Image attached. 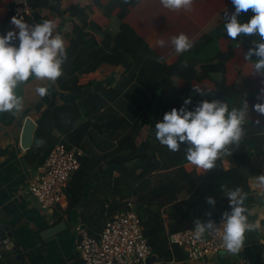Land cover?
<instances>
[{"label":"crops","instance_id":"1","mask_svg":"<svg viewBox=\"0 0 264 264\" xmlns=\"http://www.w3.org/2000/svg\"><path fill=\"white\" fill-rule=\"evenodd\" d=\"M111 1L115 0H60L58 8L61 14H48L47 20L57 22V31L64 38L66 49L70 45L73 27L77 24L76 18L71 16L68 9L71 6H77L83 11L85 21L94 23L100 31L111 36L122 32L126 46L133 54L139 55L140 43L146 46V55L155 65L164 64L182 69L189 66L196 67L201 61L222 63L224 64V80L228 87L227 93L230 90L234 92L222 100L228 103L230 109L233 106L240 107L244 100H247L249 104V117L244 125V140L249 143L245 145V150L241 154L243 163L238 168L249 189L245 200V206L250 212L249 221L256 227L246 232L241 252L219 253L208 257L205 261L189 263L181 251L180 259L172 257L164 261L152 255L150 258L154 260L146 264H264V188L258 187L255 183V177L264 174V115L252 109L254 104L264 103V94L260 93V89L264 88V83H261L264 77L254 74L253 63L256 58L245 61L243 56V53L252 46V40L258 37L241 36L238 37L237 42L227 36L224 31L225 13L230 15L235 11L231 0H195L191 12L165 9L160 0H128L135 3L125 11H121L118 5L108 8ZM12 2L13 0H0V35L7 32L9 19L7 9ZM252 15L253 13L249 10L247 13H241L238 20L242 23L247 22ZM89 31H91L90 28ZM180 33L186 34L193 41V47L188 52L178 55L170 44L165 48L157 45L158 40H169ZM92 34L94 39L100 42L99 34ZM16 43L18 44V41ZM228 52H231V55ZM161 57L163 60H160ZM123 75L122 66L102 63L93 72L75 74L78 84L84 86L78 91L62 90L57 82L30 79L17 89V94L23 97L25 105L23 111L16 115L0 113V226H6L11 234L7 249H3L6 253L3 259L10 260L13 264H21V262L22 264H82L76 251L78 241L76 228L84 225L91 235L99 233L110 217L108 207L114 200L112 196L107 198L104 192H95L92 196L95 186L102 185L108 179L113 184L114 178L118 175L116 169L128 168L134 163L112 167L103 164L99 169H93L85 179L84 190L76 206L69 207L64 195L60 204L50 212L43 213L38 203L27 193L28 183L36 173V169L29 167L26 162L27 150L21 148L20 135L27 118L37 126V121L47 111L78 103L92 94L101 95L100 93L104 90L115 87ZM59 79L65 80L66 75L63 74ZM221 79L220 73L210 74L208 77L195 79L192 88L193 85H198L209 92H214L215 87L212 81ZM89 83L91 84L88 85ZM175 85L179 89L188 86L185 78H178ZM38 87L48 88V94L44 97L39 96L36 92ZM195 94L199 95L195 92L191 97ZM133 99L132 96L127 99L123 95L114 102L108 103V108L105 105L98 113L104 114V110L113 109L110 111L122 115L123 107L129 104L132 106ZM201 100L197 98L194 106ZM86 120L87 118H84L82 114V119L78 120L75 126ZM152 133L154 131L145 125L140 132L137 144L146 140ZM121 134L122 132H119L118 135L121 136ZM54 135L59 136L60 139L63 137L58 133ZM118 135L111 138L107 132H90L80 142L83 157L92 154L100 156L110 152L111 146L115 144L114 140L119 138ZM220 159L223 170L237 167L233 154ZM182 170L176 169L165 173L160 171L162 178L157 175L160 172H157L156 176L152 177L156 179L152 186L159 183L175 186L173 178L178 175L182 179L183 172H193L196 176L206 173L190 163H186ZM180 187V185L177 186L180 191L170 199L174 204L185 201L189 197V193ZM105 200L106 202H103ZM168 209V204L160 209L165 226L167 223L165 214ZM62 221L66 224V230L47 240L40 237L42 231ZM167 247L172 248L168 245ZM12 248H16L17 255L23 256V261L14 260L15 254L9 253Z\"/></svg>","mask_w":264,"mask_h":264},{"label":"trees","instance_id":"2","mask_svg":"<svg viewBox=\"0 0 264 264\" xmlns=\"http://www.w3.org/2000/svg\"><path fill=\"white\" fill-rule=\"evenodd\" d=\"M59 1L30 0L33 20L40 23L48 19V14L60 15ZM134 3L115 0L109 3L108 8L118 5L121 11H125ZM68 11L76 18L77 24L73 27L70 45L66 49L67 59L62 66L66 79L56 81L59 88L70 91L82 89L84 86L78 84L75 74L93 72L102 63L122 66L124 75L115 87L104 90L101 95L92 94L78 103L60 106L43 114L37 121L32 147L26 152V162L29 167L36 169L44 163L57 143L81 149V140L92 131L107 132L111 138L122 132L121 136L118 135L119 138L114 140L115 144L111 146L110 152L100 156L92 154L80 159V166L73 173L65 190L67 204L73 207L79 203L85 179L93 169H99L103 164L112 167L132 162L134 164L128 168L116 169L118 175L114 178L113 184L108 179L102 185H96L92 196L95 192H104L107 198L114 197L108 207L109 216L123 211L128 202L134 204L141 220L143 235L152 247V255L164 261L172 257L180 259L181 249L177 246H172L171 249L167 247V235L194 228L195 219L200 218L203 221L209 219L206 215L208 212H211V219L215 222L221 221L222 213L230 211L225 188L240 187L248 196L249 189L238 167L243 163L241 154L249 141L243 139L239 147L232 148L236 168L223 170L221 159H218L216 167L206 171L202 176H196L193 172H183L182 179L178 175L173 178L175 186L164 183L152 186L150 179L157 172H171L176 169L181 171L182 167L189 163L185 159L186 145L181 143L178 152H172L167 146L161 145L155 137V124L158 120H162L165 112L173 108L179 109L183 105V99L195 93L192 88L195 79L205 78L214 73L222 75L221 80L212 81L214 92H209L207 96L195 94L191 97V103L186 106L188 110L194 109L197 98L208 101L222 100L231 92L234 93L230 89L227 93L228 87L223 75L224 64L201 61L196 67L189 66L182 69L164 64L155 65L146 55L147 49L142 43L137 56L127 48L122 32L111 36L100 31L94 23L85 21L83 11L77 6L69 7ZM92 33L99 34L100 42L94 39ZM228 54L231 55V52ZM178 78H185L188 86L177 88L175 81ZM123 95L127 99L132 96L134 104L123 107L122 115L110 111L113 109L104 110V114L99 115L101 108L105 105L108 108V103L114 102ZM82 114L87 120L75 126V123L82 119ZM145 125H148L154 133L137 144ZM54 133L63 137L60 139ZM38 140L43 141L40 146H37ZM179 185L189 193V197L174 204L170 199L180 191L177 189ZM209 196L216 200L214 208L206 202ZM166 204L169 209L165 214L167 220L165 226L160 209ZM20 258L22 260L23 256L20 255Z\"/></svg>","mask_w":264,"mask_h":264},{"label":"clouds","instance_id":"3","mask_svg":"<svg viewBox=\"0 0 264 264\" xmlns=\"http://www.w3.org/2000/svg\"><path fill=\"white\" fill-rule=\"evenodd\" d=\"M125 3L128 0H124ZM235 11L225 13L224 31L232 41L238 42L241 36H256L246 52L245 61H252L254 74L264 77V0H231ZM161 5L171 11L191 12L195 0H160ZM253 13L247 22H240L241 13ZM11 24L18 31L9 30L0 35V113L19 114L24 109V101L17 89L30 79L56 82L63 75V64L67 59L66 42L57 31L55 20H44L30 25L22 18L13 16ZM18 41V44L16 43ZM174 48L176 54L188 52L193 41L184 33L172 36L169 40L160 39L157 45ZM163 60V57L160 58ZM264 83V80L261 81ZM193 91L207 96L209 91L193 85ZM36 92L44 97L48 88L38 87ZM264 94V88L260 89ZM191 97L184 100L179 108L165 112L162 120L155 124V137L161 145L172 152L185 144V159L193 166L204 171L216 167V161L232 154L233 147H239L245 136V122L249 117V104L242 101L240 107L229 108L224 100H201L193 110L186 107ZM255 112L264 115V103L252 106ZM259 123V121H257ZM43 141L38 140L37 146ZM258 187L264 188V174L255 177ZM230 211L222 213L219 225L211 219V212L206 221L194 220V237L202 240L205 234H215L222 229V247L231 254L241 252L244 247L246 232L254 230L256 225L249 221V209L245 206L247 193L240 187L224 189ZM206 202L212 208L216 200L209 196Z\"/></svg>","mask_w":264,"mask_h":264},{"label":"built area","instance_id":"4","mask_svg":"<svg viewBox=\"0 0 264 264\" xmlns=\"http://www.w3.org/2000/svg\"><path fill=\"white\" fill-rule=\"evenodd\" d=\"M8 29L18 31L11 24L13 16L24 22L37 24L31 15L29 0H13L7 9ZM83 151L57 143L44 163L36 168L27 186V193L38 203L43 213L50 212L64 198L65 190L74 172L80 166ZM221 221H217L219 225ZM78 241L76 251L82 264H146L152 256V247L143 235L141 220L134 204L128 202L123 211L108 217L101 231L91 235L83 226L76 228ZM0 250L7 249L11 239L8 229H2ZM222 229L215 234H205L202 240L194 237V228L167 235L169 247L177 246L189 263L205 261L212 255L228 253L222 247ZM1 257V256H0Z\"/></svg>","mask_w":264,"mask_h":264},{"label":"water","instance_id":"5","mask_svg":"<svg viewBox=\"0 0 264 264\" xmlns=\"http://www.w3.org/2000/svg\"><path fill=\"white\" fill-rule=\"evenodd\" d=\"M35 128H36V124L32 120L27 118L23 124L22 132L20 135V145H21L22 149L29 150L32 147ZM2 229L6 230L8 228L4 225L0 226V240L3 237L2 236L3 235ZM64 230H66V224H65V222L62 221L59 224H57L53 227L47 228L44 231H42L40 233V237L43 240H47V239H50V238L60 234ZM9 253L15 254V258H14L15 261H18V262L21 261L20 255H17L16 248H12L9 251ZM0 256H1L0 257V264H13L12 261L3 259L6 256V253L1 251V250H0ZM151 260H154V258H149L146 261V263H149ZM21 264H22V262H21Z\"/></svg>","mask_w":264,"mask_h":264},{"label":"rangeland","instance_id":"6","mask_svg":"<svg viewBox=\"0 0 264 264\" xmlns=\"http://www.w3.org/2000/svg\"><path fill=\"white\" fill-rule=\"evenodd\" d=\"M165 173V172H164ZM157 175H159V177H160V175H161V172H160V174H157ZM154 176H156V174L154 175ZM165 176V175H164ZM163 177V175L160 177V178H162ZM153 180V181H152ZM155 180L156 179H153V178H151L150 179V181H151V185L155 182Z\"/></svg>","mask_w":264,"mask_h":264},{"label":"flooded vegetation","instance_id":"7","mask_svg":"<svg viewBox=\"0 0 264 264\" xmlns=\"http://www.w3.org/2000/svg\"><path fill=\"white\" fill-rule=\"evenodd\" d=\"M21 261H22V260H21ZM21 261H20V262H21Z\"/></svg>","mask_w":264,"mask_h":264}]
</instances>
